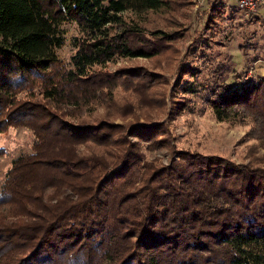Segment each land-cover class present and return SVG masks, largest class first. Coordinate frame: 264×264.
I'll use <instances>...</instances> for the list:
<instances>
[{"label":"trees","instance_id":"16d2710c","mask_svg":"<svg viewBox=\"0 0 264 264\" xmlns=\"http://www.w3.org/2000/svg\"><path fill=\"white\" fill-rule=\"evenodd\" d=\"M192 1L0 0V133L24 126L34 136L0 187V264H264V164L255 156L264 147V77L220 84L209 100L219 120L248 125L256 143L246 162L178 147L163 120L114 119L158 103L150 89L158 79L104 65L169 50L184 23L169 31L155 16ZM218 2L205 27L213 32ZM69 22L82 34L65 62L58 49ZM197 69L180 65L164 89L159 102L169 94L170 113L189 105L177 97L193 91L183 74ZM120 90L134 101L119 103ZM162 146L169 161L148 158Z\"/></svg>","mask_w":264,"mask_h":264},{"label":"rangeland","instance_id":"374dc122","mask_svg":"<svg viewBox=\"0 0 264 264\" xmlns=\"http://www.w3.org/2000/svg\"><path fill=\"white\" fill-rule=\"evenodd\" d=\"M214 4L215 0H193L192 5L182 13H170L167 18L155 16V19L161 20L160 26L169 31L179 25L176 20L184 23L183 35L172 41L169 50L152 56H116L104 65L111 71L121 67H143L152 72L151 77L158 79L150 88L152 102L156 98L158 103L144 106L140 110V117L117 113L114 119L123 123L163 120L168 122L171 134L175 137L173 142L178 147L216 153L236 162H246L253 155L250 146L256 143L245 134L248 125L219 120L209 100L223 93L222 88L218 87L220 84L238 86L264 77V0H254L252 8L240 7L238 0H219L218 4H221L224 13L214 21L217 24L213 32L205 27ZM66 26L67 40L58 49L65 62L75 50L73 37L82 34L75 22H69ZM193 40L197 42L191 50L189 47ZM184 63L195 65L199 71L196 75L183 74L184 80L192 82L193 91H180L177 98H187L189 105L179 114L170 113L169 94L167 104L159 102V99L164 89L171 90L179 77L178 68ZM156 74L163 76L158 77ZM247 74L251 80L244 82ZM134 97L120 90L117 99L119 103H125L133 102ZM105 111L100 107L93 114L102 116ZM33 139L32 131L24 126H10L0 133V187L13 157L22 151H31ZM256 150L255 156L263 157L264 164V147L259 146ZM146 153L148 158L157 156L166 162L170 158L169 146L146 150Z\"/></svg>","mask_w":264,"mask_h":264},{"label":"built area","instance_id":"2783aa9c","mask_svg":"<svg viewBox=\"0 0 264 264\" xmlns=\"http://www.w3.org/2000/svg\"><path fill=\"white\" fill-rule=\"evenodd\" d=\"M238 4L242 8H252L254 6V0H238ZM250 76L247 74L244 79V82L250 81L251 79L249 78Z\"/></svg>","mask_w":264,"mask_h":264}]
</instances>
